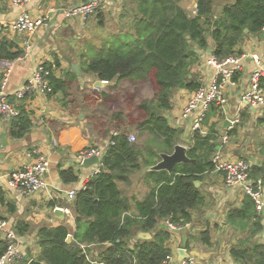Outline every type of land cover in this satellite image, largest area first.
I'll return each instance as SVG.
<instances>
[{
  "label": "trees",
  "instance_id": "obj_1",
  "mask_svg": "<svg viewBox=\"0 0 264 264\" xmlns=\"http://www.w3.org/2000/svg\"><path fill=\"white\" fill-rule=\"evenodd\" d=\"M109 1L103 2L100 9ZM129 1L124 32L120 30L99 50L93 48L95 56L87 54L80 62L84 75L115 82L108 90H93L86 97L92 102L90 105L102 103L109 109L108 115L95 117L99 122L96 129L109 143L101 171L78 191L74 202L64 201L61 205L71 209L75 228L67 223L40 227L38 255H27L16 264H30L32 260L38 264H161L171 253V234L159 227L160 222L168 218L193 222L195 214L208 204L196 182H202L206 174L216 169L213 156L220 145L219 131L217 124L210 122L217 113L215 106L207 120L209 133L204 136L195 132L191 137L190 162L176 166L172 174L147 172L145 180L150 188L142 199H129L121 185L129 184L131 175L154 166L161 153H171L181 143L183 132L170 124L168 112L177 93H192L202 87L195 72L201 61L200 52L212 48V54L220 60L242 55L243 42L264 31V0H221L219 6L217 0H196L194 11L186 9L183 0ZM6 7V0H0V14ZM22 55L16 41L0 32V62L12 63ZM47 66L53 70L50 81L54 93L68 97L74 83L81 85V76L73 68L57 77L54 71L60 68V62ZM124 82L130 83L132 89L123 86ZM147 85L153 93L151 97L145 96ZM20 109V115L10 122L14 139L24 138L34 126L32 112L23 106ZM134 131L139 142L129 140ZM59 175L64 184L80 180L73 168L59 170ZM58 204V200H52L48 206L54 210ZM223 225L239 233L229 248L236 264H264V245L256 241L264 226L251 197H244L241 206L229 208ZM209 227L208 223L197 239L212 249ZM14 229L19 237L30 231L24 222ZM141 234L153 236L140 238ZM70 235L73 241L69 243ZM90 245L103 250L94 257L88 249ZM183 245L189 248L190 242ZM5 251L6 242L0 241V256Z\"/></svg>",
  "mask_w": 264,
  "mask_h": 264
},
{
  "label": "crops",
  "instance_id": "obj_2",
  "mask_svg": "<svg viewBox=\"0 0 264 264\" xmlns=\"http://www.w3.org/2000/svg\"><path fill=\"white\" fill-rule=\"evenodd\" d=\"M81 1L58 0L55 5L59 10L61 8L67 9ZM111 1L107 2L103 9L110 5ZM194 2L193 7L196 8V0ZM6 3V10L0 14V20L11 23L18 17L21 9L13 5L10 0H6ZM50 7L49 0H32L27 6V10L34 12L36 15H43L48 13ZM50 21L47 28L42 29L38 34L30 38L31 49L29 56L24 60L15 61L10 73L8 89H14L23 84L29 78L34 66L40 61H46L48 64H55L56 62L62 63V56L57 40L59 41L60 37H70L71 35L76 37L77 33L79 36V32H82L84 29L86 30L88 27H86L88 21L85 25L76 19L69 20L60 11L56 14H50ZM7 37L15 40L20 49H23L24 37H14L11 35H7ZM209 50L213 52L212 48H209L206 52H200L201 57H203H200L201 63L195 67V72L201 78L203 84L209 83L215 74L214 68H209L204 65L206 59L212 53ZM242 50L244 55L257 51L264 59V31L260 35L247 38L242 44ZM80 62H77L79 67ZM62 64L65 65L64 63ZM255 68L256 66L252 59L245 57L244 70L237 75V80L239 79L238 84L236 86H230L227 89L230 106L226 116H220L219 112H217L210 119V122L216 123L219 131L218 141L220 145L217 151H222V153L229 156L249 160L254 166V177L258 178L262 176L264 167V109L258 110L256 108L245 107L241 110V122L235 129L229 130L230 124H225L226 121L234 118L237 114L240 93L248 87L250 77ZM6 69V66L4 67L0 63V75L5 74ZM63 69L65 68L61 65L58 70H55L57 77L64 76L65 72ZM82 75L84 78L87 76L83 73ZM96 81L98 79L95 77L91 85L87 84L86 89L88 90L84 89V92L86 91L87 93L82 91L84 93V99L82 101L81 98H77L75 93L70 92L68 97H65L62 93H54V95L48 97L36 95L30 100H25L24 103H21L25 110L32 112V121L34 124L32 131L22 139H14L11 137L10 122L0 117V221H7L13 228L20 222L29 225L30 231L22 237L18 236L20 249L26 256L32 255L36 257L38 255V230L40 227H54L67 223L72 228H75V218L73 215L69 216L66 214L63 218H58L54 210L48 206V203L52 200H48L45 195L39 199H24L9 186L8 176L13 170L30 162L31 159L27 156V153L32 148H38L47 154L51 160L47 179L53 188L52 190H55L53 194L54 200H58L59 202V198H61L60 192H63L62 196L64 197V201H66L65 195L69 190L81 189L82 182L85 178H88L90 171H85L80 166L78 159L80 152L90 148L105 147L108 144L101 137V132L98 131L99 129H96L90 123V120L94 117L98 116L99 119L102 116L97 113L93 105L89 104L86 97L89 95V92L93 93V90L100 92L105 87L115 84V82L105 85L104 88H97ZM190 96L191 93L186 91L177 93L173 100V107L168 112L170 124L183 132L182 144L191 140L192 137L190 126L193 117L190 116L186 119L182 117L183 110ZM223 134L229 136V142L227 144H223L221 141ZM103 141L104 143L101 144ZM70 168H73L79 175L80 180L76 184H64L60 180L59 170ZM147 172H149L148 168H143L139 173L130 176L129 184L121 185L125 196L129 199L134 197L142 199L145 197L150 188L145 180ZM200 186L207 196L208 204L195 214L193 221L195 224L202 219H207L208 222L218 221L224 224L227 210L231 207H239L242 205L243 197L240 196L238 191L226 188L223 176L218 172L213 171L206 174L202 182H199L198 187ZM58 205L61 206L62 204L59 202ZM198 224L200 226V223ZM262 224L264 226V218L262 219ZM159 227L165 228L163 221L160 222ZM206 228L207 226L202 230H206ZM263 231L264 229L261 232ZM148 235V237H145V235H140L139 237L151 238L153 236V234ZM2 236L0 231V241H4ZM72 241L73 236L71 235L68 242L70 243ZM187 241L184 238L182 245ZM256 241L259 242V235L256 237ZM134 242L132 245H134ZM235 242L236 240L232 239L230 244L228 243L222 246L224 250L222 257L224 260L232 258L229 248ZM195 246L197 247V245ZM195 246L193 248L191 245L189 248L184 247L205 262L214 255L212 249H207L206 247L203 252H197ZM224 246H226V249ZM88 249L94 257H97L103 250L99 249L97 245H90ZM220 257L221 255L215 257L214 262L211 263L217 264V258L220 259Z\"/></svg>",
  "mask_w": 264,
  "mask_h": 264
},
{
  "label": "built area",
  "instance_id": "obj_3",
  "mask_svg": "<svg viewBox=\"0 0 264 264\" xmlns=\"http://www.w3.org/2000/svg\"><path fill=\"white\" fill-rule=\"evenodd\" d=\"M49 1L51 7L48 13L36 15L34 12L27 10V6L32 0H10L13 5L21 9V12L11 23L0 20V32L4 36L11 35L25 38H23V55L17 61L24 60L29 56L31 49L29 40L31 37L38 34L39 31L49 26L51 22L50 14H56L60 11L65 18L69 20L76 19L82 24H85L91 16L101 8L103 2L107 0H82L80 3L70 8H61L60 10L57 9L55 5L58 0ZM245 57H250L256 68L252 72L248 87L240 93L238 112L234 118L229 119V130L235 129L241 122V110L243 108L264 109V86L262 84L264 79V59L261 54L257 51H253L246 55H232L226 59L220 60L211 53L204 65L209 68H214L215 74L209 83L203 84L202 87L191 93L187 105L183 110L182 117L184 119L190 116L193 117L190 126L192 135L195 132H200L204 136L208 133L209 125L207 124V120L213 106L217 108V112H219L220 116H226L230 106L227 89L230 86H236L238 84L239 79L237 80V75L244 70ZM14 64L15 62H6L3 64L7 69L0 82V117L9 122L20 115V107L23 106L21 103H24L25 100H30L36 95L45 97L54 95V90L50 81L53 70L49 69L46 61L38 62L34 66L29 78L23 84L14 89H8L7 86L11 75L10 73ZM102 82L105 83V85L111 83L109 81ZM129 140L135 142L136 136L131 134ZM221 141L223 144H227L229 142V136L223 134ZM111 144H114V142H111ZM183 145L189 148L190 140L184 142ZM108 146L109 143L105 147H95L80 152L78 156L80 166L82 167L83 161L92 156H101L103 158ZM27 156L31 161L13 170L9 174V186L26 200L39 199L42 198L43 195H45L48 200H54L53 194L55 190H52L53 188L47 179L51 166L49 156L38 148H32L27 153ZM213 162L216 166L215 172L223 176L225 187L238 191L243 198L246 196L251 197L255 203L257 215L263 219L264 167L262 176L255 178L254 166L249 160L229 156L222 153V151H217L214 154ZM102 166L103 163L101 161L99 166L93 167L90 170L88 178H85L82 182L81 189L86 186L94 175L101 171ZM78 191V189L69 190L65 195L66 201L68 203L74 202ZM57 207H61L66 215H72L69 207L60 205ZM163 222L165 229L171 234V239L169 241L171 253L161 264H177L178 250L180 248L186 249L189 253V257L185 258L181 264H214L210 261L205 262L200 260L197 255L190 252L182 245L185 233H192V231L195 230V222H174L172 218H168ZM0 231L3 235L2 239L6 242V251L0 256V264H16L24 261L26 255L20 249L18 235L12 225L7 221H0ZM259 243L264 245V231L259 234ZM217 264L236 263L232 258L224 260L221 256L220 259L217 260Z\"/></svg>",
  "mask_w": 264,
  "mask_h": 264
},
{
  "label": "rangeland",
  "instance_id": "obj_4",
  "mask_svg": "<svg viewBox=\"0 0 264 264\" xmlns=\"http://www.w3.org/2000/svg\"><path fill=\"white\" fill-rule=\"evenodd\" d=\"M194 0H183L182 4L188 9L189 11L195 10V7H193ZM221 0H217L216 4L217 6L221 5ZM187 5V6H186ZM131 7L129 0H112L111 4L108 5L104 9H99L95 14L91 16V18L88 20L86 25V30L84 29L82 32H79V36L77 33L76 37H73L71 35L70 37H64L57 40V44L59 46V51L61 52V59L62 63H60L63 66V71L66 73L67 71H70V69L73 68L74 64H78V61H81L83 57H85L87 54H90L91 57L95 56L96 50H99L100 47L104 45V43L109 39L112 41L113 36L117 33L124 32L123 29H126L128 26V13L126 12V9H129ZM101 17V18H99ZM103 18V19H102ZM102 19V23H100V20ZM93 48H96L93 49ZM58 63V62H57ZM94 76L87 75L85 78L83 75L79 78L81 85L77 86L76 83H74V88L71 92L75 93L77 95V98L81 101L84 99L83 94L84 89H86L87 84H92L94 80ZM79 84V83H78ZM113 85H109L105 87L104 89L108 90ZM123 86L127 88H131V84L128 82H124ZM132 89V88H131ZM88 90V89H86ZM84 93H83V92ZM87 93V92H86ZM145 96L151 97L153 95L150 87L147 85L144 90ZM89 95H92L91 92L88 93ZM88 96V95H87ZM89 104H92V102H89ZM94 108L97 110V113L101 116L108 115V108L102 105V103H98L94 106ZM82 109V108H81ZM83 111V109H82ZM99 125V122L94 117L92 120H90L91 125H93L95 128L97 126V123ZM100 131V129L98 130ZM136 136V141L139 142V138L137 133L135 131L132 133ZM217 222V223H216ZM200 223L199 227H195V230L192 231V233H185L184 238L187 239L190 242V245L195 246V250L198 252H203L206 247L202 244L201 241L197 239L198 233L202 231V229H205L206 226H208V223L210 225V230L212 233V239H213V252L214 255L208 260L210 262H214L215 257L219 255L224 254L223 245L230 244L231 240H237L239 233L233 232L230 228L224 227L222 222H208L207 219H202L199 221ZM216 225L219 226V228L216 227ZM230 241V242H229ZM226 249V246H224ZM218 260V258H217Z\"/></svg>",
  "mask_w": 264,
  "mask_h": 264
},
{
  "label": "water",
  "instance_id": "obj_5",
  "mask_svg": "<svg viewBox=\"0 0 264 264\" xmlns=\"http://www.w3.org/2000/svg\"><path fill=\"white\" fill-rule=\"evenodd\" d=\"M0 63L4 64L6 62H0ZM73 69L77 73V75L82 76V72L80 70L79 64H75L73 66ZM96 87L104 88L105 83L98 80L96 81ZM225 124L229 125L230 122L226 121ZM188 150L189 148L186 145L179 143L174 147V150L171 153H161L160 161L157 162V164H155L154 166L149 167L148 170L149 171H167L168 173L172 174L176 166L182 165V164H185L191 161V158L188 155ZM102 160L103 158L101 156H92L83 161L82 167L85 171H90L93 167L99 166ZM196 185L199 186V182H196ZM60 194H61V198H59V202L62 204L64 202V197L62 196L63 192H60ZM54 213L58 218H63L65 215L64 210L61 207H56L54 209ZM141 235H145V237L149 236L148 234H141ZM70 237L71 235L69 236V238ZM188 257H189L188 251L184 248H180L178 250L177 264H181L182 261ZM38 263L39 262L37 260L30 261V264H38Z\"/></svg>",
  "mask_w": 264,
  "mask_h": 264
}]
</instances>
